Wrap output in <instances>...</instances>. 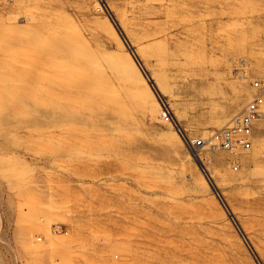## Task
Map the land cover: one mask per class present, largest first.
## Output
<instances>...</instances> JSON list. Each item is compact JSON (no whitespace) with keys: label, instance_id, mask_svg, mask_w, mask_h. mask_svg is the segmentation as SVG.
Listing matches in <instances>:
<instances>
[{"label":"rangeland","instance_id":"1","mask_svg":"<svg viewBox=\"0 0 264 264\" xmlns=\"http://www.w3.org/2000/svg\"><path fill=\"white\" fill-rule=\"evenodd\" d=\"M263 77L264 0H0V264H264Z\"/></svg>","mask_w":264,"mask_h":264},{"label":"built area","instance_id":"2","mask_svg":"<svg viewBox=\"0 0 264 264\" xmlns=\"http://www.w3.org/2000/svg\"><path fill=\"white\" fill-rule=\"evenodd\" d=\"M240 77H247L244 69H236ZM256 94L242 111L235 115L225 126L214 130L210 135L193 141L195 147H204L211 150H228L232 153L231 163L238 168L239 149L250 150L253 146V130L255 123L264 114V77L251 81ZM264 156V153H263Z\"/></svg>","mask_w":264,"mask_h":264},{"label":"crops","instance_id":"3","mask_svg":"<svg viewBox=\"0 0 264 264\" xmlns=\"http://www.w3.org/2000/svg\"><path fill=\"white\" fill-rule=\"evenodd\" d=\"M258 124H260V123H258V121L255 123V125H254V130H253V139H254V137L256 136V134L255 133H257L258 131H260V126L258 125Z\"/></svg>","mask_w":264,"mask_h":264}]
</instances>
